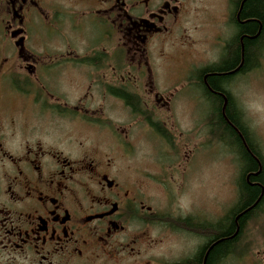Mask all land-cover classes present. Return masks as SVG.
Listing matches in <instances>:
<instances>
[{
  "label": "flooded vegetation",
  "instance_id": "af4514ba",
  "mask_svg": "<svg viewBox=\"0 0 264 264\" xmlns=\"http://www.w3.org/2000/svg\"><path fill=\"white\" fill-rule=\"evenodd\" d=\"M190 1L0 0V264H163L168 256L159 246L197 228L204 230L195 255L176 263L198 257L207 264L216 240L221 262L228 228L240 242L264 210V155L237 105L239 79L264 72V0H256L263 22L244 11L249 0H226L229 35L216 38L196 68L198 100L189 74L168 89L155 67L183 39ZM180 61L190 64L181 54ZM196 102L207 107L210 134L214 123L239 160L237 198L241 188L258 192L230 226L220 215L212 239L210 220L188 216L179 220L182 230L157 227L146 191L155 179L134 168L117 138V146L101 148L63 127L133 117L168 141L173 109L192 112Z\"/></svg>",
  "mask_w": 264,
  "mask_h": 264
},
{
  "label": "rangeland",
  "instance_id": "374dc122",
  "mask_svg": "<svg viewBox=\"0 0 264 264\" xmlns=\"http://www.w3.org/2000/svg\"><path fill=\"white\" fill-rule=\"evenodd\" d=\"M189 9L191 13L184 25L183 39L174 47L167 46V58L163 62H155V67L161 73L160 86H169L175 78L182 80L189 74V86L198 100L197 86L192 87L196 68L206 64L211 43L219 42L216 38H228L229 34L226 36L224 31L228 28L224 18L227 5L226 0H191ZM179 54L190 64L177 62ZM211 54H218V50L211 51ZM179 83L185 84V81L174 84ZM238 83V108L254 131L255 140L264 155V72L245 75ZM171 87L175 86L170 85L168 89ZM195 105L192 112L182 105L173 109V115L167 121L172 136L168 141L154 131L141 129L142 122L133 117L121 123L65 124L63 127L80 141L107 148L117 146V138L123 149L130 150L128 154H131L129 157L134 168L144 169L155 179H148L146 191L153 200L157 213L153 222L158 228L170 225L175 230H182L179 220L188 216L201 223L210 220L214 225L220 215L225 216L236 203L239 160L219 141L214 127L211 129L214 135L210 134L205 121L206 105L202 102ZM123 128L129 130L132 138L125 139L124 134L118 133ZM114 130L118 133L115 137ZM129 142L133 145L130 149ZM176 232L173 231L174 236L159 246L168 256L163 264H177L183 258L194 256L202 243L201 232H193V236L183 231ZM156 233L158 231L152 229L151 237ZM236 251L239 253L216 263L256 264L259 261V264H264V210L254 217Z\"/></svg>",
  "mask_w": 264,
  "mask_h": 264
},
{
  "label": "trees",
  "instance_id": "16d2710c",
  "mask_svg": "<svg viewBox=\"0 0 264 264\" xmlns=\"http://www.w3.org/2000/svg\"><path fill=\"white\" fill-rule=\"evenodd\" d=\"M259 1H261V0H259ZM257 2L258 1H256V0H249L248 7L244 11H248V14L250 13L249 15H250V18L252 20H254V21L257 20L259 22H263V17L261 19V16H260V14H262V13H261L260 9L257 7V5H258ZM216 81L213 80V84L216 83ZM229 119H231V118H229ZM213 127L216 129V125L214 123H213L211 128H213ZM214 132H216V134L219 136L217 129ZM241 185H242V182L240 183V187H241ZM257 195H258L257 190H250L247 188L246 189L241 188L239 196L237 198L238 204L233 209H231L226 214V216L224 217V219L226 220V223H227V227L230 226V223L232 224V218L235 216L238 209L243 210L246 207H249ZM218 228H219L218 223L211 225V228L209 231V233H210L209 236H211V239L214 237L217 238V235L219 234ZM241 228L242 227H240V229ZM203 230L204 229L197 228L194 230V232L196 233L198 231V232L203 233ZM237 234H238V230L235 233L233 227L230 226V228H228V233H227V235H228L227 239L228 240L225 243V252H226L225 257H227V258L233 254L239 253L236 251V248L239 244V242H236ZM220 242H222V240H216L214 242V244L211 246L212 251L210 252L209 257L207 258V264H217L218 262H220V259H221L220 254H221V252H223L218 245ZM215 245H217V246H215ZM194 260H195L196 264H199L198 262H200V259H198V257L195 258Z\"/></svg>",
  "mask_w": 264,
  "mask_h": 264
}]
</instances>
